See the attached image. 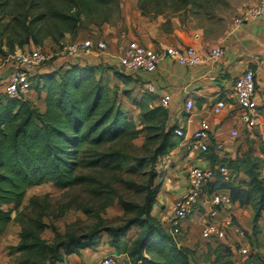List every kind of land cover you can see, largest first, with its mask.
<instances>
[{"label":"trees","instance_id":"1","mask_svg":"<svg viewBox=\"0 0 264 264\" xmlns=\"http://www.w3.org/2000/svg\"><path fill=\"white\" fill-rule=\"evenodd\" d=\"M114 2L32 0L33 6L46 9L33 16L29 12L21 17L13 15L6 22L5 16L0 15V34L7 36L6 45L11 52L31 43L42 47L48 38L60 44L67 34L74 39L81 35L76 32L83 17L95 18L97 24L108 22L111 17L107 11ZM0 6L3 7L2 3ZM33 88L39 96L45 93L44 110L27 96L16 98L0 93V235L12 221L21 224L17 245L20 258L16 264H57L101 242L103 231L112 247L127 254L126 264H238L234 259L237 250L232 245L208 241L207 248L198 253L196 247L176 241L154 214L163 185L157 163L179 143L174 133L176 125L169 124L166 108L133 99L140 107L137 122L123 108L119 89L104 83L95 66L73 61L67 67L34 73ZM153 129L159 130L161 139L149 160L154 166L152 173L161 179L155 186L153 181L150 183L142 205L121 201L125 215L133 213L123 224L107 225L83 235L61 234L53 225L55 235L50 241L43 237L49 226L44 221L49 204L33 196L20 209L32 186L52 182L60 188H71L93 179L82 173L83 169H123L120 151L106 146ZM207 155L211 164L222 162L235 173L232 182L216 178L209 185V192L226 188L234 204L250 206L252 234H245L247 238L258 236L264 216V175L260 163L248 151L235 157H221L211 148ZM93 192L102 194L99 189ZM29 208L30 213H25L24 209ZM133 228L136 230L131 234ZM260 260L259 253H252L244 264H257Z\"/></svg>","mask_w":264,"mask_h":264},{"label":"crops","instance_id":"2","mask_svg":"<svg viewBox=\"0 0 264 264\" xmlns=\"http://www.w3.org/2000/svg\"><path fill=\"white\" fill-rule=\"evenodd\" d=\"M132 2V0H122L120 7L121 14L130 25L133 13H136ZM110 30L112 34L101 37L107 41L106 50L79 54L75 57L60 55L61 44L72 41L74 39L72 34H67L60 44L52 38L46 39L42 47L49 51L51 56L45 64L35 69L34 73L49 71L62 65L67 67L72 61L82 65H93L98 69V74L104 83L119 89L121 104L130 115H138L140 111V107L134 104L133 99L159 105L162 96H171L170 105L166 108L169 124L181 127L186 133V139L179 138L178 146L167 156L161 157L157 163L160 173L164 174L154 214L165 226H168L172 217L173 202L186 185L190 166L206 165L209 161L207 154L191 146L189 142L191 134L200 127H207L213 143L224 142L227 156L231 157L228 155L227 144L231 142V139H235L231 136L233 128L239 130L240 136L245 130L254 132L256 127L264 126V15L256 19H246L240 25H235L220 39L205 36L195 39L188 31L176 30L168 34L169 36H160L156 39L142 35L136 36L137 41L159 50L169 46L193 45L205 57L198 65L186 66L163 54L158 68L153 72L123 70L119 63L120 56L132 32L126 35L118 26H111ZM95 37L98 35H93V38ZM218 45L224 48V55L220 58L212 57L210 53ZM247 68L255 71L258 107L241 109L229 100L227 107L222 112L216 113L213 108L215 102L220 97H224L226 90ZM13 69L12 58H6L0 54L1 94H6L5 85ZM147 82L155 85L156 89L153 93H144L143 87ZM44 95L43 92L39 96L34 88L26 94L41 110L45 109ZM188 100L193 101L192 108L187 107ZM232 212L236 219L235 223L251 235L252 208L235 205ZM201 222L202 220L197 216L183 220L184 230L179 237L180 242L194 248L198 241L199 228L202 229ZM263 224L264 216L261 220L262 228ZM261 235L263 234L259 233L256 237L260 239ZM196 248L198 253L204 250L202 247ZM109 252L126 254L119 252L109 242L103 240L90 248L83 249L79 254L66 257L62 264H72L75 259H81L86 264H97L99 258ZM258 253L261 258H264V246H259Z\"/></svg>","mask_w":264,"mask_h":264},{"label":"rangeland","instance_id":"3","mask_svg":"<svg viewBox=\"0 0 264 264\" xmlns=\"http://www.w3.org/2000/svg\"><path fill=\"white\" fill-rule=\"evenodd\" d=\"M121 1L116 0L107 11V15L111 17L108 22L97 24L95 18L83 17L76 33L83 37L89 35L106 37L112 34L111 26H118L126 35L132 32L128 41L137 40L136 36L141 35L151 39L169 36L168 34L174 33L175 30L188 31L195 39L201 36L220 39L232 30L238 18L257 2V0H132L136 13H133L130 25L121 14ZM0 3L3 5L0 7L4 9L0 8V15L5 16L4 22L9 21L13 15L21 17L23 13L29 12L33 16L46 9L42 5L33 6L32 0H0ZM6 42L7 36L0 34V54L11 58L13 52L9 50ZM38 48L40 47L31 43L25 45L22 50ZM19 49L20 47L17 46L16 50ZM132 116L138 122V115L132 114ZM260 129L256 127L254 132L243 131L240 136L231 139V142L227 144V150L231 157L248 151L252 158L260 163L264 175V136ZM158 133V129L143 130L136 138H125L106 146L109 150L120 151L124 161L123 169L115 171L83 169L81 172L90 175L93 179L71 188H60L52 182L32 186L20 209L25 208L33 196H39L49 204L48 214L44 217V221L49 226L44 231L43 237L50 241L55 235L53 225L61 234L83 235L107 225L123 224L133 213L125 215L121 201L142 205L150 183L153 181L155 186L161 179V176H154L152 173L154 166L149 160L160 142L161 137ZM157 169L159 171L158 167ZM95 189L101 190L102 194L93 192ZM30 211V208L24 209L25 213ZM16 213V211L13 212V217ZM133 229L131 234L136 230V228ZM20 231L21 224L12 221L5 233L0 235V264H16L19 260L20 252L17 250V245L20 240ZM102 233L101 241L110 243L107 233L105 231ZM261 234L263 235L260 239L251 236L246 239L234 237L229 240L228 244L237 250L234 259L238 264H244L250 259L252 253H258L259 246H264V227ZM197 238L195 247L206 249L208 241L201 238V227ZM241 246H247L248 252L238 254ZM258 264H264V258H261Z\"/></svg>","mask_w":264,"mask_h":264},{"label":"built area","instance_id":"4","mask_svg":"<svg viewBox=\"0 0 264 264\" xmlns=\"http://www.w3.org/2000/svg\"><path fill=\"white\" fill-rule=\"evenodd\" d=\"M264 15V0H257L256 4L247 10L243 16L237 19L235 25H240L246 19H256ZM107 41L101 37L93 38V35L83 37L79 35L70 42L62 43L60 55L75 57L79 54H90L93 51L107 49ZM224 48L216 46L210 53L212 57L220 58L224 55ZM166 54L181 65L195 66L205 58L199 50L193 46H169L164 50L154 49L146 46L136 39L126 43L120 56V67L125 71H155L161 61L162 55ZM49 51L43 47L33 50L13 52L11 58L14 61V69L10 73L5 85V93L10 97L21 98L26 96L33 84L34 70L42 66L50 58ZM148 93L156 89L153 83H145L143 87ZM232 101L241 109H254L258 107L257 81L255 71L247 68L232 86L226 90L224 97H220L213 105L216 113L222 112ZM171 102L170 95L160 98L159 105L168 108ZM193 101H187V107L192 108ZM264 136V126L260 127ZM177 138L186 139V133L181 127L174 130ZM231 136L237 138L239 130L233 128ZM190 144L198 151L208 154L211 148L221 157L226 155L225 143L216 141L213 143L207 127L196 129L190 137ZM220 178L228 183L235 178L233 169L222 162L211 164L210 159L206 165H192L187 173V182L181 194L174 200L172 206V217L168 223V229L174 239L179 243V237L183 233L182 221L194 216L202 220L201 238L205 241L228 243L235 238L246 239L245 230L235 223L233 208L236 204L232 202L228 189H215L209 192V185ZM249 248L241 246L238 254L247 253ZM127 254L105 253L99 258L97 264H126ZM72 264H86L81 259H75Z\"/></svg>","mask_w":264,"mask_h":264}]
</instances>
